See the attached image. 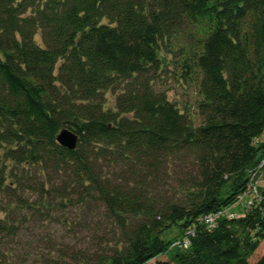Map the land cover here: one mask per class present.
<instances>
[{
  "label": "trees",
  "instance_id": "trees-1",
  "mask_svg": "<svg viewBox=\"0 0 264 264\" xmlns=\"http://www.w3.org/2000/svg\"><path fill=\"white\" fill-rule=\"evenodd\" d=\"M165 54L195 124L156 88ZM0 206L112 228L94 255L28 264H264V0H0Z\"/></svg>",
  "mask_w": 264,
  "mask_h": 264
},
{
  "label": "rangeland",
  "instance_id": "rangeland-1",
  "mask_svg": "<svg viewBox=\"0 0 264 264\" xmlns=\"http://www.w3.org/2000/svg\"><path fill=\"white\" fill-rule=\"evenodd\" d=\"M181 38L184 40V36ZM36 40L41 43L39 34ZM164 57L168 63L162 65L156 88L165 90L169 100L187 114L195 124L199 120L196 112L201 99L196 83L182 78L180 69L174 67V58L166 54ZM104 107L115 110V95L112 91L106 92ZM247 199L248 196L239 199L231 210L239 211L242 205L241 200L244 203ZM13 217V220L20 221L21 227L15 236L0 232V253L11 254V258L24 264L39 262L43 258L56 259L61 253L68 259H70L69 256L85 257L87 254L94 255L111 245L112 228L102 219L97 220L78 208L63 210L57 208L54 213L47 216L34 210H25L21 214L11 215L8 218L0 206V219L11 223ZM263 254L264 240L250 261H257Z\"/></svg>",
  "mask_w": 264,
  "mask_h": 264
},
{
  "label": "water",
  "instance_id": "water-1",
  "mask_svg": "<svg viewBox=\"0 0 264 264\" xmlns=\"http://www.w3.org/2000/svg\"><path fill=\"white\" fill-rule=\"evenodd\" d=\"M56 139L61 146L70 150H74L77 147L78 135L67 128L61 129Z\"/></svg>",
  "mask_w": 264,
  "mask_h": 264
},
{
  "label": "built area",
  "instance_id": "built-area-1",
  "mask_svg": "<svg viewBox=\"0 0 264 264\" xmlns=\"http://www.w3.org/2000/svg\"><path fill=\"white\" fill-rule=\"evenodd\" d=\"M235 215H236V213L234 211H232L230 208L222 209V210L218 211L217 213L210 214L206 217H203V221L206 222V224L209 228H213L215 226L217 220L220 217L228 216L229 218H231V217H234Z\"/></svg>",
  "mask_w": 264,
  "mask_h": 264
}]
</instances>
